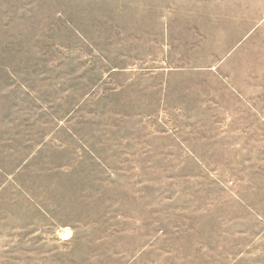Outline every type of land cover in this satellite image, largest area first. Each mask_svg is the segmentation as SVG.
<instances>
[{
  "label": "rangeland",
  "instance_id": "1",
  "mask_svg": "<svg viewBox=\"0 0 264 264\" xmlns=\"http://www.w3.org/2000/svg\"><path fill=\"white\" fill-rule=\"evenodd\" d=\"M0 264H264V0H0Z\"/></svg>",
  "mask_w": 264,
  "mask_h": 264
}]
</instances>
